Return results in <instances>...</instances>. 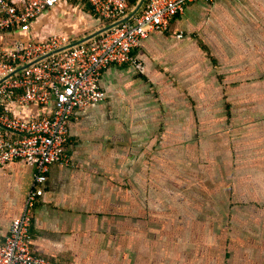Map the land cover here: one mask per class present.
I'll list each match as a JSON object with an SVG mask.
<instances>
[{"label":"crops","instance_id":"1","mask_svg":"<svg viewBox=\"0 0 264 264\" xmlns=\"http://www.w3.org/2000/svg\"><path fill=\"white\" fill-rule=\"evenodd\" d=\"M105 25L86 0H68L33 34L78 41ZM133 54L145 71L108 66L105 99L70 119V163L50 165L33 253L58 264H264V0L190 3ZM34 178L22 160L0 167V241Z\"/></svg>","mask_w":264,"mask_h":264},{"label":"built area","instance_id":"2","mask_svg":"<svg viewBox=\"0 0 264 264\" xmlns=\"http://www.w3.org/2000/svg\"><path fill=\"white\" fill-rule=\"evenodd\" d=\"M62 1L68 0H0V126L16 133L0 135V167L22 160L35 170L24 212L0 241V264H58L33 253L30 227L50 165L70 163L65 147L70 119L77 110L105 99L101 76L108 66L131 64L144 72V64L133 54L142 40L154 31H166L188 4L215 0H144L129 21L75 45L71 44L76 40L64 34L36 37V20ZM86 1L109 23L133 9L127 12L129 0ZM12 102L52 106L53 111L26 118L11 112Z\"/></svg>","mask_w":264,"mask_h":264},{"label":"water","instance_id":"3","mask_svg":"<svg viewBox=\"0 0 264 264\" xmlns=\"http://www.w3.org/2000/svg\"><path fill=\"white\" fill-rule=\"evenodd\" d=\"M143 3H144V0H138L136 6L131 10V12L126 17H124V18H122V19H120L118 21L106 24L105 26H103L99 30L91 33L90 35H88V36H86V37H84V38H82V39H80L78 41H75L71 45H75V44H78L80 42H86V41H88V40H90V39H92L94 37L99 36L103 32L109 30L110 28H112V27H114V26H116V25H118L120 23L129 21L130 19H132L140 11L141 7L143 6ZM47 56H49V55H47ZM47 56L41 57V58L37 59L36 61L41 60V59H43V58H45ZM0 127L4 128V129H7V128L3 127V126H0Z\"/></svg>","mask_w":264,"mask_h":264},{"label":"trees","instance_id":"4","mask_svg":"<svg viewBox=\"0 0 264 264\" xmlns=\"http://www.w3.org/2000/svg\"><path fill=\"white\" fill-rule=\"evenodd\" d=\"M138 0H129V9L127 12H129L132 8H134L137 4ZM104 21V20H102ZM105 24L109 23V21H104ZM45 39V38H42Z\"/></svg>","mask_w":264,"mask_h":264}]
</instances>
